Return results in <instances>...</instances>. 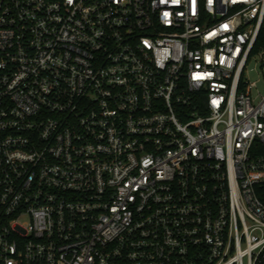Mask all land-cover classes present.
Returning a JSON list of instances; mask_svg holds the SVG:
<instances>
[{
	"label": "built area",
	"instance_id": "1",
	"mask_svg": "<svg viewBox=\"0 0 264 264\" xmlns=\"http://www.w3.org/2000/svg\"><path fill=\"white\" fill-rule=\"evenodd\" d=\"M264 0H0V264H264Z\"/></svg>",
	"mask_w": 264,
	"mask_h": 264
},
{
	"label": "rangeland",
	"instance_id": "2",
	"mask_svg": "<svg viewBox=\"0 0 264 264\" xmlns=\"http://www.w3.org/2000/svg\"><path fill=\"white\" fill-rule=\"evenodd\" d=\"M247 79L250 83L257 85L253 90V97H257L258 94L264 95V72L260 69V66L256 61H252L248 66Z\"/></svg>",
	"mask_w": 264,
	"mask_h": 264
}]
</instances>
